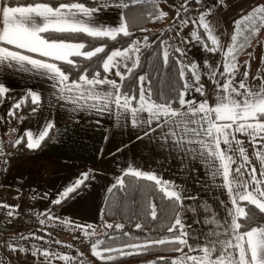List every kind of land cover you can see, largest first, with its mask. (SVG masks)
Returning a JSON list of instances; mask_svg holds the SVG:
<instances>
[{"label":"snow or ice","instance_id":"snow-or-ice-1","mask_svg":"<svg viewBox=\"0 0 264 264\" xmlns=\"http://www.w3.org/2000/svg\"><path fill=\"white\" fill-rule=\"evenodd\" d=\"M124 6L127 7V5ZM95 11L96 9H89L82 3L61 2L58 6L53 7L50 2L38 3L34 0V3L27 6L13 7L10 5V0H2L0 2V67L18 65L25 70H44L49 79L56 82L53 87H58V96L68 94L72 96L75 104L84 101L86 105L91 101L90 106L100 112L115 106L123 112L126 120L128 117L131 118L133 127H145L143 136L138 137V139L159 132L162 146L170 144V147L178 152L203 160L213 169V177L217 175L223 177L224 186L231 196V206L226 210V226L218 223L216 225L217 228H223L222 233L213 229L207 233L205 238L207 242L203 247H192L188 245L186 239L188 233L184 229L179 213H174V222L167 228L168 232L174 233V238L149 242L155 245L188 246L190 252L203 253L202 256L185 253L182 257L172 260L171 264H264V225L250 227L252 223L256 222L258 216L264 220V180L257 179L255 167L247 168L241 165L230 169V165L236 163L234 157L237 155L249 163L242 142L236 139L237 133L250 137L253 146L259 140H264V84L253 89L249 88L242 80L239 83V88H235L232 86L231 80L222 85L216 81L214 85L216 99L213 102L214 106H212L209 104L204 86L198 84L201 76L196 71V65L192 64L190 77L192 83L185 78L186 66L181 67L178 69L179 79L182 81L181 88L170 87L166 95L158 93L156 101L152 100L153 92L150 80L146 79L145 75H140L136 81L139 90V106L134 107L132 102L137 100V96L135 94L130 95L131 89L121 91V88L126 80L125 73L127 76H133L135 69L140 66L139 55H132L133 53H140L139 42H132L129 47L123 50H114L110 54H106V59L98 55L105 53L104 47H95L94 51H81L85 48V44L64 42L65 40L78 39L81 34H87L88 37L96 39L110 38L112 40H116L119 34L124 37L131 35L127 25L123 23L119 28L113 29L90 26L92 22L85 20L84 17H92ZM253 12L264 13V5L254 9ZM179 14L177 12V15ZM165 15L166 13L161 12L156 19ZM252 15L253 13L250 12L242 20L234 22L235 34L231 37L232 44L223 54L224 72L213 71L211 75L214 81L217 75L224 76L225 73H233L236 70V64L233 61L236 60V53L239 50L238 37L243 35L241 25L244 21L249 20ZM203 27L207 30L208 24L205 23ZM258 31L259 29L252 28L249 34L254 36ZM53 34L62 35L57 37ZM193 36L195 37L196 34L193 33ZM144 39L147 41L148 38L144 37ZM6 45L15 46L16 49L26 50L29 53H39L43 57L54 61H63L72 67H76L77 63L70 57L81 56L89 62L96 58V63L98 66L102 65L105 72L120 69L123 65V72H114L115 76L119 77L120 83L107 77L100 78L99 72L88 73L87 64L85 69L81 70L83 74L79 75L78 80L70 82L69 75H66L57 64L33 58L21 51L11 50ZM212 45H217L215 37H212ZM243 46L239 45V48H243ZM204 47L210 52L217 50L207 44ZM175 51L183 55L181 49L175 48ZM163 58L164 62L167 63L169 59L167 49L163 51ZM126 62H131V66ZM175 63L183 64V61L178 60ZM26 65H30L31 68H25ZM245 67L243 77L247 79V69L250 68L248 61H245ZM101 85H109L112 90L109 91L108 88H104L102 90L103 95H101V91L98 90ZM4 92L6 89L0 85V93ZM191 92L200 94L203 99L200 101L186 99V96ZM39 99L38 95L32 93L31 102L33 104H36ZM159 100L163 102H157ZM174 104L179 107L174 108ZM83 107L84 105H81V108ZM19 108V104L15 105L16 110ZM14 115V111L9 112V116ZM153 124H155L154 127ZM51 128V124L46 125L45 129L39 133L38 138L35 139L32 133L28 132L26 133V140L25 137H19L13 142V146L23 143L28 150L38 149ZM233 143L236 145L235 147H233ZM221 144L225 146L223 151L220 150ZM259 155L261 156V164L264 166V152L259 153ZM5 163H7L6 160ZM131 174L147 181H155L156 184H162V181L158 180L155 175L139 171ZM260 175L264 176V172ZM87 176L88 174L85 173L80 180L75 182L77 188L84 183ZM118 183L123 185L122 180ZM161 190L170 199L174 208L182 207V193L168 190L167 184ZM73 191L74 188L69 187L62 195L68 197L69 193ZM59 202L58 200L54 201V203ZM241 202H248L254 208L249 207L246 210L245 207L241 206ZM0 207L9 208V216H11V209L18 206L0 205ZM148 214L153 220L157 218L154 204L150 205ZM76 227L79 228L80 226ZM106 227L111 228L113 225L107 224ZM116 227L121 228L122 225H116ZM135 227L141 229L142 225L138 223ZM242 229L244 230L242 231ZM221 235L225 239H220ZM129 247H142L147 250L148 245H129ZM170 251L182 252L183 248L173 247ZM93 254L100 255L95 251ZM45 255L47 254L45 253ZM62 258L68 259L67 257ZM107 259H113V257H107ZM159 259L165 260L166 258L160 257ZM150 264H156V262H150Z\"/></svg>","mask_w":264,"mask_h":264},{"label":"crops","instance_id":"crops-1","mask_svg":"<svg viewBox=\"0 0 264 264\" xmlns=\"http://www.w3.org/2000/svg\"><path fill=\"white\" fill-rule=\"evenodd\" d=\"M123 1L110 0L108 3L94 7L85 5V7L96 9V11L92 17H84V19L92 22L90 26L100 27L101 29L119 28L122 23L126 24L128 28L129 24L123 14ZM128 1L133 2V0ZM137 1L141 0H135V2ZM131 23L134 24L133 21ZM64 42L79 43L66 40ZM6 46L11 50L24 52V54L30 55L33 58L55 63L54 60L43 57L39 53H29L26 50L16 49L15 46ZM81 51L87 50L82 49ZM224 52L225 49L222 51V62H224ZM132 55H137V53H133ZM73 58L70 57V59ZM126 63L131 66V62ZM25 68L30 69L31 66L26 65ZM115 71L123 72V65H121L120 69L105 72L102 78L107 77L120 83L119 77L114 74ZM213 81L211 77L210 82ZM54 84L56 82L49 79L44 70H25L18 65L0 67V85H3L6 89V92L0 93V100H3V98L8 99L12 103L11 110L25 99H31L32 93L40 97L35 106L27 111L18 122L11 125L7 117L9 125L6 124V127L8 128V132H5V129H0V153L8 150L9 153L16 156V158L9 159L14 167L9 172L7 181L2 183L0 180V185L9 187L8 182L13 173L28 172L30 174L31 194L41 203L43 213L48 212V217H45L46 221L51 222L49 213L53 212L51 209L52 203L64 199L65 197L62 194L69 187L76 190L75 182L80 180L85 173L88 176L84 183L81 184L82 188L76 192L74 191V194L65 203H70L78 193L84 191L86 183L91 180L94 181V186L105 188V198L112 182L120 180L122 174H131L132 172L139 171L155 175L158 180H163L164 177L161 176H164L166 172L169 174L168 177L171 176L170 179H166L168 190H178L183 196L179 215L184 224V229L188 233L186 237L188 245L203 247L207 242L205 238L208 232L213 229L221 233L223 232V228H217L216 225L218 223L219 225L226 226L224 216L226 215V210L231 206L229 192H216V196H214L218 197V194H220L223 197L222 200H225L223 210V203L219 204L217 201L211 207H208L207 204L204 205L206 201L191 199L187 202L186 196L188 198L189 193L180 191L182 187L187 185L188 180L181 177L177 172L183 169V163L188 154L172 149L170 144L162 146L159 132L138 139V137L143 136L145 127H133L131 118L128 117L126 120L123 112L115 106H111L110 109L100 112L90 106L91 101L86 105L84 101H81L80 104H75L73 103L72 96L68 94L58 96L59 89L58 87L54 88ZM104 88H108L109 91L112 90L109 85H101L98 89L101 91V95H103L102 90ZM205 92H210V89H206ZM186 99L200 101L203 98L200 94L193 92L191 95L186 96ZM105 103H108V101H105ZM81 105H84V107L81 108ZM48 124L52 125V128L48 130V132L51 130L52 134L49 141L39 152L30 153L14 150L16 146H19H13V142L17 138L25 137L26 140V133L28 132L32 133L34 139L38 138L39 133ZM154 126L155 124H153ZM175 156H177L178 161L174 163ZM0 159L2 160V154H0ZM249 162L252 164V160H249ZM143 163L149 165L148 171L143 172L140 169ZM204 169L208 170L206 163L204 164ZM2 172H0V178L3 176ZM159 174L161 175L159 176ZM172 178L176 180L175 183H173ZM159 185L164 187L163 183ZM173 185L175 186L174 188L172 187ZM212 194H214V191L208 192L207 196H212ZM18 201V194L15 191H5V193L0 194V205L16 206ZM103 201L104 199L100 202V208ZM202 205L204 206L202 207ZM3 209L9 210V208L0 207V210ZM59 216H61L60 213ZM64 218L65 221L72 222L70 220L71 216L66 215ZM213 221L215 223H212ZM61 226L66 227V225ZM85 236L86 233L79 237ZM219 238L225 239L223 235ZM183 248L188 255H203L202 252H190L188 246H183ZM25 252L29 256L33 255L31 251ZM59 260L55 256L52 257V263L60 264ZM4 262L5 259L0 257V264H4ZM17 262L19 263V261ZM70 262L69 264H72L73 261L70 260Z\"/></svg>","mask_w":264,"mask_h":264},{"label":"trees","instance_id":"trees-1","mask_svg":"<svg viewBox=\"0 0 264 264\" xmlns=\"http://www.w3.org/2000/svg\"><path fill=\"white\" fill-rule=\"evenodd\" d=\"M180 8V18H185V9H188V5H193L198 0H185L184 2H174L168 0ZM221 0H216L211 5H205L202 13H192L189 17L204 14L207 11L212 10ZM38 3L50 2L51 6H57L59 3H82L89 7H94L103 3H108L110 0H35ZM34 3V0H10V5L21 6ZM124 5H127L125 7ZM123 14L128 22V31L131 33L129 37H124L122 34L117 36L116 40L110 38H91L87 34H81L80 38L74 41L85 44V50H94L95 47H104L105 53L98 54L106 58V54H109L113 50H120L129 47L132 42L137 40L138 46L141 49L139 55L140 66L135 69L133 76H127L124 81L121 91H130L131 94L137 96V100L132 102V106L138 107V85L136 83L140 75H145L150 80L152 85V100H157V94L166 95L167 90L172 87L180 89L182 81L179 79L178 69L183 67V64L175 63V61L182 60L181 54L175 51V48L169 52L168 62H164L163 58V40L166 35V29L161 28L160 24L164 19V16L160 19H156L161 13L156 0H141L137 2L123 1ZM258 6L251 8L244 15L240 16L238 20H242L248 13H253L252 17L244 21L241 25L243 35L238 37V51L236 53V60L240 58L258 39L262 30L264 29V23L261 13L253 12ZM134 22L132 24L131 22ZM253 21L255 22L253 24ZM198 27V36L203 40L205 35L202 29L199 27V21L196 20ZM252 28L259 29L256 35H250ZM235 34V30L231 37ZM47 36V34H45ZM60 37L62 34H53ZM150 35L151 41H143L144 37ZM247 37V39H245ZM232 41L230 38L229 46ZM239 45H244L243 48H239ZM228 46V47H229ZM227 47V48H228ZM225 49V52L227 51ZM73 60L77 63L76 67H72L63 61H55L58 67L69 75V81L78 80L79 75L83 74L82 69H85L87 64L88 73L99 72L100 78L103 77L105 71L102 69V65L98 66L96 58H93L91 62L86 61L84 57H74ZM235 60V61H236ZM233 61V63H235ZM187 74H190V69L185 67ZM91 78V75H89ZM157 102H163L159 100ZM20 108L15 109V106L11 111L15 112L14 116H9V123L12 125L19 121V119L31 108L35 106L31 102V99H25L19 103ZM174 108L179 107L174 104ZM51 130L48 132V136L41 142V146L35 150H28L22 143L14 148L15 151H23L30 153L39 152L49 141L51 137ZM4 165V163L2 164ZM2 169V167H1ZM123 181V185L116 183V187H111L103 201L100 209V225L104 228L105 232L98 234L97 236H85L74 237V239L67 241L66 243L71 248H75L81 253V256L74 258L73 262L76 263L78 259H82L83 253L87 254L91 264H150V262H156V264H171L172 260L180 258L181 252L170 251L173 247H182L173 244L155 245L150 244V241L157 240H171L174 238V233L167 231V228L174 222V213H179L180 208H174L170 199L162 191V187L156 184L155 181H147L142 177H135L132 174H122L119 181ZM82 185L74 190L75 192L80 190ZM69 193L68 197L60 200L59 203H52L51 209L56 210L59 206L63 205L68 198L74 194ZM156 206L157 218L153 220L148 214L150 212V205ZM241 206L246 210L249 207L248 202H241ZM13 209V208H12ZM4 210V209H3ZM30 211H27L26 219L29 217ZM44 220L48 217V212L41 214ZM263 221L259 218L256 222L252 223L250 227L260 226L259 222ZM49 222V221H48ZM141 224L142 228L137 229L136 224ZM107 224L113 225V227H106ZM116 225H122L121 228H117ZM244 229H242L243 231ZM75 231V229H71ZM178 234V233H177ZM95 245V248L93 246ZM129 245L144 246L148 245L147 250L142 247H129ZM97 252L100 255H94L93 252ZM121 253H124L123 255ZM107 257H113V259H107ZM160 257H165V260H160ZM83 260V259H82ZM86 260V258H84ZM83 260V261H84ZM72 262V263H73ZM5 264V262H4Z\"/></svg>","mask_w":264,"mask_h":264},{"label":"rangeland","instance_id":"rangeland-1","mask_svg":"<svg viewBox=\"0 0 264 264\" xmlns=\"http://www.w3.org/2000/svg\"><path fill=\"white\" fill-rule=\"evenodd\" d=\"M261 5H264V0H222V3L219 1V3L212 10L199 15L197 18L195 16L191 18H179L177 12L180 13V8L178 5H175L168 0H158V6L161 12L166 13L163 21L160 24L161 28H165L167 30L163 40V51L165 49H167V51H171L173 46L174 48H179L183 52V55H181L183 61L182 66H186L192 70V64L196 65V71L201 76L198 84H202L205 90L208 88L210 89V92H207L206 94L208 95L209 104L212 106H214L213 102L216 99V96L214 95V92L216 91L214 87L216 81H219V83L222 85L224 83H228V81L231 80L232 86L235 88H239V83L242 80L249 88L253 89H257L260 85L264 84V29L252 46L242 56H240L238 60L235 61L236 70L233 73H225L224 76L217 75L215 81L210 82L212 77L211 73L213 71H217L218 73L224 72V62L221 61L222 51L229 46L231 35L235 30L234 22L237 21L240 16L247 13V11L251 8L256 6L259 7ZM261 16L264 18V13H261ZM201 17H203V19H201ZM196 20L199 21V27L202 29L206 40H203L198 36ZM184 21H187V23H184ZM205 23L208 24L207 30H205L203 27ZM193 33L196 34L195 37L193 36ZM145 37L148 38L147 41L152 40L150 35ZM212 37L216 38L217 45H212ZM143 41H145V39H143ZM134 42L138 41L135 40ZM205 44H207L209 47H214L217 50L210 52L205 49ZM245 61H248L250 64V68L247 69V79H244L243 77V73L246 70ZM190 77L191 71L190 74L186 73L185 78L189 79V82L192 83ZM146 79L148 78L146 77ZM192 93L193 92H191L189 95ZM11 105L12 103L6 98L0 100V129H5V132H8V128L6 126L9 125L7 117L11 111ZM236 139L242 142V147L245 149L248 159L252 160V164L250 162L246 163L243 158H240L237 155L234 157L236 163L231 164L230 169H234L241 165H244L247 168L255 167L257 169V179L261 178L260 180H264V176L260 175V173L264 172V166L261 164V156L259 155V153L264 152V140H259L255 146H253L250 137L244 134L237 133ZM235 146L236 145L233 143V147ZM224 148L225 146L221 144L220 150L223 151ZM12 156L13 155L9 153L8 150H4L2 153L0 165L1 163L3 164L5 160L7 161V163L1 165L2 169L0 172L3 171V176L0 178V180L2 183L7 181L9 178V172L14 167L9 159L16 158V156ZM173 161L174 163L178 161L177 156H175ZM204 164L205 162L203 160L195 159L191 155L186 157L183 163V169L177 173L181 177L187 178L188 183L182 187L180 191L183 193H189L188 198L186 196L187 202L191 199L206 201L204 205L207 204L208 207H211L212 204L215 205L217 202H219V204L223 203L222 208L224 210L225 200H222L223 197L220 196V194H218V197H214L216 196V192H228L227 188L224 186V179L219 175L213 177V169L210 168L209 164L206 163L208 170H205ZM217 164H219V161H217ZM140 169L143 170V172L148 171L149 165L147 163H143L140 166ZM160 175L161 174H159V176ZM168 176L169 174L166 172L164 173V176H161L164 177L163 180H160L162 181L163 185L167 184L166 179H170L171 176ZM174 176L176 175L174 174ZM172 181L175 183L176 180L172 178ZM93 182V180L87 182L84 191L78 193L74 197L75 199L73 198L74 201L72 199L70 203H64L63 205L56 208L55 211H51L49 213V216L51 217V222L49 223L56 224L58 226L66 225V232L57 235L58 241L67 242L74 239V237H79L85 233L86 236L89 237L97 236L98 234L105 232L99 221L101 209L100 202L101 200L105 199V188L102 186L96 187L94 186ZM118 182L119 180L112 182L110 188ZM5 191L11 192L13 190L10 189V187L0 185V194L5 193ZM211 191H214V194H212V196H207L208 192ZM213 197L214 199H212ZM204 205H202V207ZM43 212V210H40L39 214H43ZM59 213L61 216H59ZM66 215L71 216L70 220L72 222L65 221L64 217ZM224 218L226 219L227 215H225ZM76 226L80 227L77 228ZM71 229H75V231H71ZM13 249H15L14 251H11L12 257L14 259L13 264H55L52 263L53 256L45 255L44 253L37 254L36 252H33L32 256H29L25 250L20 247H13ZM73 252L75 257L77 256L79 258L81 256V253L75 248L73 249ZM185 253L186 252L183 248L180 256L184 255ZM0 257L4 259V256L1 252ZM55 257H57L58 260L61 258V260H59L60 264H69L71 263L70 260H74L73 257H68V259H63V256L60 257L59 255ZM88 257L89 256L87 254L83 253L82 259L84 260V258H86V260L83 261L82 259H78L76 263L72 264H91L88 262ZM17 261H19V263Z\"/></svg>","mask_w":264,"mask_h":264},{"label":"built area","instance_id":"built-area-1","mask_svg":"<svg viewBox=\"0 0 264 264\" xmlns=\"http://www.w3.org/2000/svg\"><path fill=\"white\" fill-rule=\"evenodd\" d=\"M184 2L185 0H173ZM216 0H198L188 5L185 16L204 11L205 5H211ZM9 187L18 194V204L9 210H0V252L3 254L5 264H13V247H21L25 251L46 253L50 256L73 257V248L65 241H58L57 235L66 232L61 225L47 223L39 214L41 203L31 194L30 174L22 171L12 174ZM27 211H30L26 219ZM3 228V229H2ZM7 228V229H6Z\"/></svg>","mask_w":264,"mask_h":264},{"label":"water","instance_id":"water-1","mask_svg":"<svg viewBox=\"0 0 264 264\" xmlns=\"http://www.w3.org/2000/svg\"><path fill=\"white\" fill-rule=\"evenodd\" d=\"M259 224L264 225V220L259 222ZM3 229V228H2ZM7 229V228H6Z\"/></svg>","mask_w":264,"mask_h":264}]
</instances>
